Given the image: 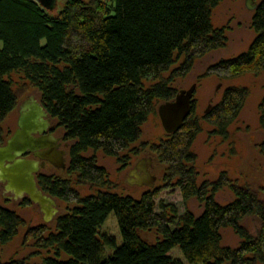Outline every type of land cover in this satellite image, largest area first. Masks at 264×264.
I'll list each match as a JSON object with an SVG mask.
<instances>
[{
	"label": "trees",
	"instance_id": "obj_1",
	"mask_svg": "<svg viewBox=\"0 0 264 264\" xmlns=\"http://www.w3.org/2000/svg\"><path fill=\"white\" fill-rule=\"evenodd\" d=\"M219 2L65 0L54 12L36 0H0V122L18 102L16 73L37 90L42 106L72 141L66 177L36 174L42 191L66 207L51 226L28 228L35 245L48 252L34 264H183L168 254L173 247L189 263L264 264V184L257 191L225 171L198 182L191 147L201 124L194 98L180 128L147 146L164 169L160 183L138 197L111 190L106 170L93 155H84L100 150L117 156L128 148L156 103L178 91L172 81L184 77L196 58L226 45L227 26L211 20ZM250 26L254 37L246 49L212 63L204 75L232 78L264 70V0L256 2ZM247 95L245 86L223 89L202 117L213 134L227 136ZM4 140L0 126V143ZM73 181L93 191L80 195ZM223 186L233 198L219 203L215 193ZM173 190L179 203L160 197ZM191 197L202 203L198 215L188 208ZM21 201L31 203L27 197ZM112 211L119 245L100 232ZM245 218L257 221L254 233L244 226ZM22 224L18 213L0 205V245ZM223 227L240 238L237 246L221 245ZM144 232L155 238H143ZM105 248L111 251L104 255ZM0 264L27 262L0 258Z\"/></svg>",
	"mask_w": 264,
	"mask_h": 264
},
{
	"label": "rangeland",
	"instance_id": "obj_2",
	"mask_svg": "<svg viewBox=\"0 0 264 264\" xmlns=\"http://www.w3.org/2000/svg\"><path fill=\"white\" fill-rule=\"evenodd\" d=\"M65 0H57L54 8L56 12ZM258 0H256L257 2ZM245 0H220L211 13V20L215 26H227V42L223 48L213 49L204 55L196 58L192 68L184 77H178L172 81V85L177 89L188 88L196 83L193 98L195 100V114L199 117L201 131L197 134L193 144L192 151L196 156V169L198 171V182L203 180H215L219 173L225 171L227 176L232 179H238L240 182L248 183L254 190L264 184V70L259 74L243 73L237 77L220 78L214 74L204 75L206 69L212 63L232 57L246 49L254 37V32L250 26L252 15L251 9L245 6ZM203 74V76H202ZM16 81L14 86L18 96L17 105L0 122L1 132L5 139L16 127L18 116V104L29 94L34 93L38 96L35 88L28 86L18 74H12ZM228 85L245 86L248 88V95L237 118L228 126L227 136H220L212 133V126L205 122L202 117L211 108L213 104L219 101L223 89ZM155 111L150 114L148 119L141 126V133L138 140L132 143L128 148L121 151L117 156L106 155L103 151L88 150L85 156L93 155L98 165L102 166L111 183V190L120 194H130L138 197L145 189L142 186H134L127 183L129 169L137 160L148 156L149 143L158 142L160 138L165 137L166 133L161 125ZM263 103V105H262ZM164 165L153 162L152 171L157 175V185L161 181V173ZM46 173H55L59 176H67L64 170H54L48 166ZM73 186L80 195L92 192V188L87 185L75 184ZM257 190V191H258ZM7 193H3L0 187V205L18 213L23 219V224L17 230V233L11 240L0 245V258L7 260L10 258H25L27 264L40 262L48 252L39 249L28 228L39 224L51 226L52 222L45 223L42 215L36 205L22 204V199L12 201L5 199ZM263 196V194H259ZM160 197L169 201L180 202V195L177 190L162 191ZM233 198V194L227 186H223L215 193V199L219 203H226ZM59 213L65 211L66 204L57 199ZM188 208L198 215L202 212V203L195 197H191L187 202ZM243 224L251 232H255L257 221L251 218H245ZM100 232L115 237L117 245L121 243V236L117 224L115 213L110 212L100 227ZM147 240H153V232L141 233ZM240 238L230 227L221 229V245L237 246ZM111 249L105 248L104 255ZM168 254L173 258L179 259L183 264H201L189 263L184 258L178 247H173Z\"/></svg>",
	"mask_w": 264,
	"mask_h": 264
},
{
	"label": "water",
	"instance_id": "obj_3",
	"mask_svg": "<svg viewBox=\"0 0 264 264\" xmlns=\"http://www.w3.org/2000/svg\"><path fill=\"white\" fill-rule=\"evenodd\" d=\"M43 8L53 10L57 0H36ZM245 6L253 10L256 0H245ZM196 83L188 88L179 89L171 100L158 104L157 114L166 133L178 130L191 109L192 96ZM16 127L11 134L0 143V183L3 193H9L8 199L13 201L23 197L36 205L45 223L51 222L58 214L57 199L38 186L36 174L48 161L55 167L64 166L63 153L58 146L60 142L46 130L50 126V115L42 106L38 96L29 94L17 107ZM31 152L35 158L27 157ZM138 160L130 176L141 169L146 173L145 180L128 179L130 184L153 186L155 177L147 171L152 158Z\"/></svg>",
	"mask_w": 264,
	"mask_h": 264
},
{
	"label": "flooded vegetation",
	"instance_id": "obj_4",
	"mask_svg": "<svg viewBox=\"0 0 264 264\" xmlns=\"http://www.w3.org/2000/svg\"><path fill=\"white\" fill-rule=\"evenodd\" d=\"M194 94V93H193ZM192 100H193V96H192ZM46 132L47 133H51L54 137H56L57 139H58V141L60 142V145L58 146V148L60 149V150H64V153L62 154L63 155V158H64V166L63 167H55L54 165H52L50 162H48V161H45L44 162V166L43 167H41L40 168V171L38 172V173H40V172H44L45 174H49V175H52V174H55V173H46L44 170L48 167V166H50V167H52L54 170H64L65 172H66V169H67V167H68V162H69V148H70V145L72 144V141L71 140H69V139H66L65 138V136H64V133H63V130H62V128L60 127V126H58L57 125V123H56V121L54 120V119H52L51 117H50V126L47 128V130H46ZM148 156L146 157V158H148V157H151L152 158V162H151V164L150 165H147L146 167H147V171H149V173H150V175H153L154 177H155V179H154V184H155V182L158 180L157 179V175H155L154 173H153V171H152V166H153V162L154 161H156L157 163H159L158 162V160H157V158L151 153V152H149L148 151ZM26 156L27 157H31V158H35V156L31 153V152H28L27 154H26ZM146 158H143V159H139V160H147ZM138 161V160H137ZM136 161V162H137ZM135 162V163H136ZM135 163L134 164H132L131 165V168L129 169L130 171H129V177L127 178V183H129L128 182V179H134V180H139V181H141V180H145V175H146V173H144V171L142 170V168L141 169H136V171L133 173V175L132 176H130V172H132V169H133V167H134V165H135ZM160 164V163H159ZM162 165V164H161ZM163 172V171H162ZM161 177H162V173H161ZM130 184V183H129ZM153 184V186H147V185H137V184H130V185H134V186H142V187H145V189H149V188H152V187H154V186H156V185H154ZM0 187L1 188H3V185L0 183ZM144 189V190H145ZM8 195H9V193H7ZM8 195H6V197H5V199H8L7 197H8ZM22 199V198H21ZM20 200V199H19ZM13 201V200H12ZM59 208V207H58ZM62 213V212H61Z\"/></svg>",
	"mask_w": 264,
	"mask_h": 264
}]
</instances>
